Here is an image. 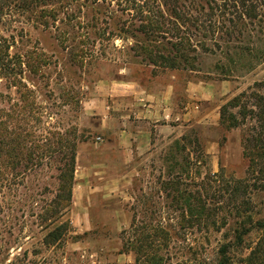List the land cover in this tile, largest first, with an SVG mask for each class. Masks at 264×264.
<instances>
[{"label":"rangeland","instance_id":"1","mask_svg":"<svg viewBox=\"0 0 264 264\" xmlns=\"http://www.w3.org/2000/svg\"><path fill=\"white\" fill-rule=\"evenodd\" d=\"M210 1L0 0V117L8 120V115L18 113L24 118L21 128L39 136L66 130L77 142L76 152L79 142L93 137L91 127L98 123L97 115L83 109L97 95L98 81L132 79L156 88L167 84L171 75L180 82L219 84L226 80L230 92L218 104L245 92L241 105L256 111L255 96L264 95V60L254 61L251 69L236 65L228 72L226 56H233L231 47L258 43L257 35L264 31V0ZM219 22L224 28L218 34L202 28L207 23L215 28ZM198 42L206 45L196 46ZM174 43L180 47H172ZM204 107L209 104L203 103ZM240 107L230 110L237 112ZM254 125L253 114L247 113L229 131L219 124L194 123L155 134L151 149L123 170L119 205L127 223L117 230L112 217L106 216L104 224L84 232H74L71 227L70 236L57 249V261L50 263L95 264L99 255L119 264L115 256L124 253L125 259L132 255L136 264L129 245L134 242L135 228L157 224L170 232L172 264L206 260L218 234L206 236L197 225L181 222L178 208L171 203L172 189L164 188L162 182L180 172L179 167L169 166L174 161L185 169L180 180L188 190L195 189L194 182L211 180L219 188L232 178L243 177L242 136ZM191 130L197 132L199 145L180 139ZM176 140L186 150L182 156L169 158ZM196 148L198 153H194ZM46 161L42 159L35 182L57 184L49 178L52 170ZM202 189L203 194L213 190ZM37 191L47 198L45 190ZM34 221L31 216L33 232L38 229Z\"/></svg>","mask_w":264,"mask_h":264},{"label":"trees","instance_id":"2","mask_svg":"<svg viewBox=\"0 0 264 264\" xmlns=\"http://www.w3.org/2000/svg\"><path fill=\"white\" fill-rule=\"evenodd\" d=\"M202 25L216 34L224 28L220 22L215 28L208 23ZM257 40V44L248 41L247 45L231 47L233 56L228 53L229 57L226 56L228 72L234 71L236 65L251 69L254 61L264 60V31L257 35ZM205 45L204 42L196 44ZM171 46L178 48L180 44ZM170 66L174 67V62ZM244 97L245 92H240L219 107V125L227 131L236 127L247 113L253 114L256 120V125L242 136L244 176L232 178L219 188L211 185L210 179L200 184L194 182L195 189L188 190L180 180V173L185 169L174 161L169 166L179 167L180 172L162 182L164 188L172 189L171 203L174 209L178 208L181 222L197 225L205 230L206 236L218 234L210 255L197 264H264V198L260 197V193L264 196V95L255 96L256 111L241 105ZM239 105L237 112L230 110ZM17 114L8 115V120L0 117V264H51L50 261H57V249L72 231L68 213L77 142L75 138L70 139L66 130L44 136L26 132L21 128L24 118ZM180 139L183 143L199 145L195 130L181 135ZM179 140L175 141V151H171L169 158L186 150ZM198 151L196 148L194 153ZM44 158L52 170L49 178L57 184L51 180L45 185L35 182ZM202 186L213 190L203 194ZM39 188L48 193L46 199L40 197ZM31 216L38 228L34 232ZM31 239L35 241L31 243ZM170 240V232L164 226L139 225L135 228L134 242L129 244L135 263L172 264Z\"/></svg>","mask_w":264,"mask_h":264},{"label":"crops","instance_id":"3","mask_svg":"<svg viewBox=\"0 0 264 264\" xmlns=\"http://www.w3.org/2000/svg\"><path fill=\"white\" fill-rule=\"evenodd\" d=\"M98 93L84 103V112L97 115L93 137L79 142L75 153L70 222L74 232L90 230L111 216L115 229L128 219L121 207L125 174L137 156L153 146L155 134L198 124H219V104L228 95V81L219 84L171 75L167 84L148 88L137 80L98 81ZM209 107L202 108V104ZM211 106V107H210ZM178 137V135H177ZM93 217H99L93 219ZM115 256L119 264H133L132 255ZM95 264H111L97 255Z\"/></svg>","mask_w":264,"mask_h":264}]
</instances>
